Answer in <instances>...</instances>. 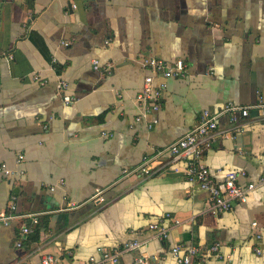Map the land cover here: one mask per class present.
I'll return each instance as SVG.
<instances>
[{"label": "crops", "instance_id": "1", "mask_svg": "<svg viewBox=\"0 0 264 264\" xmlns=\"http://www.w3.org/2000/svg\"><path fill=\"white\" fill-rule=\"evenodd\" d=\"M0 8V162L14 170L0 173V211L14 201L20 216L0 223V264H42L46 254L86 264L101 259L98 247L134 239L141 249L117 264L142 254L179 264L174 244L215 242L223 257L194 264H264V185L213 214L208 194L187 179L189 158L164 151L204 111L264 99V0H0ZM149 57L187 65L185 77H155L166 88L153 129L135 120ZM60 78L75 103L64 102ZM244 122L204 155L213 171L246 172L242 184L264 172V116L252 111ZM219 126L231 130L229 116ZM145 157L150 175L141 172ZM36 217L35 231L22 233ZM161 219L171 228L165 239L148 229Z\"/></svg>", "mask_w": 264, "mask_h": 264}, {"label": "built area", "instance_id": "2", "mask_svg": "<svg viewBox=\"0 0 264 264\" xmlns=\"http://www.w3.org/2000/svg\"><path fill=\"white\" fill-rule=\"evenodd\" d=\"M1 25L2 12L0 8V28ZM53 61L56 62V59ZM99 64V60L95 59L94 67L97 69L100 68ZM143 65L149 68L152 74L145 77L143 88L136 95V104L138 105L139 112L135 120L137 122L145 121L148 128L153 129L160 122L158 114L162 108V97L166 88L165 82L156 85L155 77L159 76L164 79L170 77H185L187 75V65L182 59L169 63L155 57L146 58L143 61ZM109 68V64L105 66V70ZM34 79L41 84L48 82V80L42 79L38 73L34 74ZM56 88L59 90L66 104H73L78 100V97L66 92L68 88L66 80L62 78L58 79ZM252 111H257L264 116V99L262 97L254 103L245 105L228 102L216 113L204 111L198 122L186 134L171 142L164 150L175 157L185 155L189 158L186 173L187 179L197 184L201 190L208 194L211 200L210 210L213 214L219 215L229 211L236 203H246L251 192L264 185V172L259 180L242 184L240 179L246 175V172L224 170L223 168H217L213 171L204 161L205 153L213 146L217 139L229 136L232 131L237 133L242 132L244 121L250 116ZM225 115L229 116V121L232 123L231 130L221 129L219 126L220 118ZM23 159L24 155L21 154L17 161L21 162ZM151 160L150 157H145L140 165L141 172L145 175H150L155 171ZM0 173L12 175L14 170L6 162H0ZM59 183L63 184L64 180H60ZM50 189L55 190L56 185H51ZM100 200L103 201L104 197L101 196ZM15 208L14 201H10L7 210L0 211V223L9 224L14 218L20 217L14 213ZM38 223L39 219L36 217L33 219L32 224H23L21 227L22 233L25 235L33 233L35 231V225ZM174 224H180V220L175 219ZM252 225L257 228L258 222L253 221ZM148 229L153 236L165 239L169 236L171 228L165 223V219H161L157 222L150 223ZM255 236L258 241L263 238L261 232H256ZM17 244L21 245V241H18ZM142 245L143 242L141 240L134 239L126 241L113 249L100 246L98 247V252L101 255V259L98 260L96 256H91L86 264H101L103 262L117 264L122 254L140 250ZM222 247L221 242H215L208 247L174 244L170 248V254L179 264H194V259L196 258L204 260L210 255H216L220 258L223 257ZM255 250L258 254L263 253L261 246H256ZM58 262L59 257L54 254L44 255L41 261L42 264H58ZM135 264L152 263L146 255L142 254L136 257Z\"/></svg>", "mask_w": 264, "mask_h": 264}, {"label": "trees", "instance_id": "3", "mask_svg": "<svg viewBox=\"0 0 264 264\" xmlns=\"http://www.w3.org/2000/svg\"><path fill=\"white\" fill-rule=\"evenodd\" d=\"M38 228H39V227H37V229H36V233H35V234H37V233L39 232ZM37 231H38V232H37Z\"/></svg>", "mask_w": 264, "mask_h": 264}]
</instances>
